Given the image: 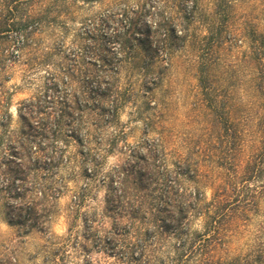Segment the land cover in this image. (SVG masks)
Instances as JSON below:
<instances>
[{
  "label": "rangeland",
  "instance_id": "1",
  "mask_svg": "<svg viewBox=\"0 0 264 264\" xmlns=\"http://www.w3.org/2000/svg\"><path fill=\"white\" fill-rule=\"evenodd\" d=\"M3 1L0 26L4 15L9 26L0 34V264H217L198 262L200 256L174 261L173 245L180 239L170 235L147 246L141 261H132L130 253L140 252L133 246L142 235L140 220L107 210V174L126 162L129 148L154 139L166 167L181 172L182 184L205 199L234 179V162L237 176L259 140L256 107L262 98L254 91L250 32L264 31V0H26L7 6ZM124 11L120 28L139 16L136 32L151 47L134 42L116 61L115 22L105 18ZM169 27L172 34L159 35ZM99 45L118 66L105 77L116 90L111 92L116 113L97 126L90 124L94 113L84 115L82 149L72 139L56 141L64 148L53 176L60 191L47 221L10 224L7 204L19 200L11 195L18 181L12 184L10 176L18 173L23 149L37 145V127L52 126L51 86L76 88L84 68H91L84 63L92 58L91 47ZM81 165L88 174L95 171L85 177ZM247 214L230 223L208 257L241 255L264 240V201ZM204 218L190 217V231H202ZM114 224L121 234L109 247L99 238L109 236Z\"/></svg>",
  "mask_w": 264,
  "mask_h": 264
},
{
  "label": "trees",
  "instance_id": "2",
  "mask_svg": "<svg viewBox=\"0 0 264 264\" xmlns=\"http://www.w3.org/2000/svg\"><path fill=\"white\" fill-rule=\"evenodd\" d=\"M20 1L26 0H5L3 5ZM126 14L124 11L119 17H115L114 13L113 19L107 14L105 18L115 22L111 38L118 45L116 61H120L121 52L133 50L134 42L143 48L151 47V44H147L146 35L136 32V29L140 31V25L137 23L136 26L135 21L139 16L134 21L129 20L125 29L120 28L122 16L126 17ZM133 14H136L135 10ZM7 18L6 15L1 18L4 22L0 26V34L9 26ZM166 30L170 34L173 32L170 27L164 28L159 35L162 33L165 37ZM143 31L147 32V28ZM250 33L255 66L254 91L262 98L256 107L258 116L255 130L259 133V140L254 154L243 160L237 176V165L234 162V179L231 178L226 185L216 187L210 199H205L197 188H188L182 184L179 176L181 172L166 167L161 156L160 141L154 139H143L136 147L129 148L126 162L107 174V210H111L114 215H121L125 211L131 222L140 220L138 235L139 232L142 235L133 242V246L139 247L140 252L138 256L130 253L132 261H141L147 246L164 235H170L176 241L177 238L180 239L173 245L177 251L174 257L176 262H185L189 257L200 256L198 262L264 264L263 239L241 255H207L211 251L209 248L213 250L223 241L231 222L246 218L248 212L257 211L259 202L264 201V181L261 179L264 175V31L251 30ZM105 50V46L91 47L92 58L84 62L90 64L91 68H84L85 77L81 78V83L76 88L66 85L62 88L58 83L52 84L54 89L49 96L50 110L54 112L52 126L47 129L37 127V145L26 146L24 152L18 156V173L15 176L8 174L12 184L18 181L11 195L19 199L14 205L7 204L6 220L10 224L23 226L28 222L29 227H32L38 221H47L49 206L56 201L60 191L53 185L56 181L53 176L57 173L55 167L60 162L59 157L64 148L58 146L56 141L59 139L65 144L72 139L81 148L86 123L84 115L87 112L94 113L95 117L90 124L97 126V122L110 120L116 113L117 96L111 93L116 90L113 83L105 77L115 73L118 66L116 62H112L114 56L108 57ZM151 50L156 52L157 45ZM63 83H68L67 77ZM42 138L47 139V142H42ZM81 149L79 153L82 152ZM26 162L27 165H24ZM81 171L87 177L95 169L88 174L86 167L81 165ZM252 180L259 181V184L250 186ZM201 214L205 217L203 230L190 231L189 218ZM121 229L118 224H114L110 235L99 238V241L112 247L119 243V239L117 241L114 237L121 234Z\"/></svg>",
  "mask_w": 264,
  "mask_h": 264
}]
</instances>
